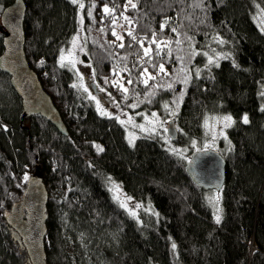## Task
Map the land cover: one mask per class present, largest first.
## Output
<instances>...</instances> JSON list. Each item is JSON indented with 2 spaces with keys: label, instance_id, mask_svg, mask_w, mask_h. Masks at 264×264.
Returning <instances> with one entry per match:
<instances>
[{
  "label": "trees",
  "instance_id": "1",
  "mask_svg": "<svg viewBox=\"0 0 264 264\" xmlns=\"http://www.w3.org/2000/svg\"><path fill=\"white\" fill-rule=\"evenodd\" d=\"M13 1L0 0V14ZM25 2L27 59L69 135L40 115L23 117L21 99L0 71V264H24L3 213L20 199L19 186L36 163L49 192L50 264H264V30L258 23L264 0H133L135 9L127 0H82L83 10L71 0ZM105 5L112 14L103 12ZM79 26L96 84L133 113L170 105L179 130L173 143L187 153L204 149L211 118L232 117L215 147L227 160L219 193L193 183L185 169L189 157L170 149L162 135L130 143L115 116L101 115L72 87L75 72L60 67L59 57ZM4 33L0 24V55ZM153 38L168 42L160 55ZM144 48H151L149 56ZM112 181L141 205L127 207L135 217L114 199ZM214 192L219 223L208 202Z\"/></svg>",
  "mask_w": 264,
  "mask_h": 264
},
{
  "label": "water",
  "instance_id": "2",
  "mask_svg": "<svg viewBox=\"0 0 264 264\" xmlns=\"http://www.w3.org/2000/svg\"><path fill=\"white\" fill-rule=\"evenodd\" d=\"M26 12L25 0H14L0 14V23L5 31L0 71L9 76L12 87L20 97L23 117L41 115L67 136L68 129L60 111L27 59ZM92 87L97 89L95 83H92ZM168 122L167 128L175 131L167 134L172 141H176L179 130L173 120ZM185 169L193 183L204 190L221 191L227 178V161L215 149L195 150ZM32 171L29 180L20 186V200L11 203L4 211L3 223L16 248L23 254L24 264H50L45 249L49 192L38 163Z\"/></svg>",
  "mask_w": 264,
  "mask_h": 264
},
{
  "label": "rangeland",
  "instance_id": "3",
  "mask_svg": "<svg viewBox=\"0 0 264 264\" xmlns=\"http://www.w3.org/2000/svg\"><path fill=\"white\" fill-rule=\"evenodd\" d=\"M82 0H80L81 2ZM258 23L259 25L263 28L264 30V12H260L258 14ZM73 38H77L76 39V43H77V47L75 49H73L72 46V41ZM72 38V41L70 43V45L68 46V48H66L65 50H63L64 55L67 57L68 56V52L69 51H73L74 52V57L77 60V63L75 64V68H71V66L67 63V61L65 62V65L68 66L73 72H75V76H76V84H79L80 78L79 77H83V85L85 88L88 89V92H85L83 90V88H81L86 95L89 97V93H91L92 96L95 97V99H91L94 106L97 108V101H99L100 107L103 108L106 112L109 113V115L112 116H119L120 117V121H124L125 123H121L125 129H126V136L128 138V140L130 141H134L139 137L142 136H147V135H153L150 134L147 131H141L139 127H136L135 125H144L145 129L151 128L152 125L148 123V121L153 120L152 117V113L155 112L157 114V117H159V122H163V121H169V120H173V115H169L170 111H174V109L168 105V108H165V105L158 110H154V111H146L143 113H133L129 110H123L121 109L118 101L110 94V92H108L107 90L103 89L101 86H98V90L101 91V89H103V94L105 98H100L98 96H96V94L93 92L91 85L89 83L90 81V77L92 76V67L87 59V43H86V38H85V34L81 28V26H79L78 31L76 32V34L74 35V37ZM83 49V50H81ZM77 73H79V76L77 75ZM91 82V81H90ZM147 117V120L145 119ZM224 117V116H222ZM222 117H213L210 119L208 125H209V129L211 132V136L208 140L205 141L204 144V148L205 145H210V147H208L209 149L215 148L218 146V138L222 135L221 133L225 132L226 128L224 127L223 121L220 120V118ZM119 121V122H120ZM164 127H166V124L164 125ZM156 130L157 132H159V135L163 136V139L168 142H166L168 144V146L170 147V149L172 150H179L177 151L179 153L180 156H185V157H189L190 153H187L188 150L185 149L184 147H182L181 145L176 146L171 139H169L168 135L166 132H164L163 128L159 127V123L156 124ZM213 136H215V140H213ZM206 149V148H205ZM113 182L112 181L110 183V188H112L113 186ZM116 185L119 186L120 188V193H121V198L123 199V197H127L126 194H124V190L122 188V186L120 184H118L117 182H114ZM113 195L115 194L114 191ZM217 194L214 192L211 196H216ZM127 207L129 208H135L134 206L136 205L135 202L130 199L127 202ZM255 248V247H254Z\"/></svg>",
  "mask_w": 264,
  "mask_h": 264
},
{
  "label": "snow or ice",
  "instance_id": "4",
  "mask_svg": "<svg viewBox=\"0 0 264 264\" xmlns=\"http://www.w3.org/2000/svg\"><path fill=\"white\" fill-rule=\"evenodd\" d=\"M71 3H73L74 5H75V4H78V6H79V8H80L81 10H83L84 7H85L84 3L80 2V0H71ZM127 3H128V5H130L133 9H135V8L137 7V4L134 3L133 0H127ZM91 7L94 8L95 5L93 4ZM113 11H114V10H113V9H110L107 5H105V6L103 7V12H104L105 14H112ZM88 15L91 16V10H89ZM121 15H122L123 19H124L125 21H127L129 24L132 23V21H131L127 16H123V13H121ZM115 22H116V20H115V17H114V18H113V23H115ZM82 23H83V17H81V24H82ZM166 23H167V21H165L164 24H161V30H163V28L165 27V24H166ZM172 31H173V32H176V29L173 28ZM112 34H113L114 36H116V39H117V40H121V41L123 40V37L117 35L115 31H113ZM128 35L132 36V32L129 31V32H128ZM153 35L155 36V34H153ZM76 39H77V38H73V41H72L73 49H75V48L78 46L77 43H76ZM133 39H136V37L133 36ZM137 42L140 43L141 47L143 48V41H137ZM151 43H154V44L157 45V52H156V54H157V55H160V45H161V44H165V45H166L168 42H167V41H160V42H157L156 39L153 38V39L151 40ZM220 43H223V41H220ZM177 44H179V41H177ZM119 47H124L123 43H121V44L119 45ZM81 50H83V49H81ZM150 52H151V48H144L143 55H144V56H149V55H150ZM195 54H196L195 52L192 53V55H195ZM169 55H171V50H169ZM177 58H178V59H182L181 57H177ZM59 59H60V67H65V62H66V61H67V63L71 66V68H75V64L77 63V60H76L75 57H74V52H73V51H69V52H68V56L66 57V56L64 55L63 50H61V54H60ZM41 63H43V61H41ZM208 63H209V64L214 63V61L212 60L211 57H209ZM217 66H218V64H217ZM164 71H165V69H164V65H163L162 63L159 64V72H164ZM143 74H144V75H147L148 79H155V77H153V76H151L150 74H148V70H147V68H144V69H143ZM165 74H166V73H165ZM77 75L79 76V73H77ZM197 76H199V71H197ZM79 78H80V81H81V82H80L79 84H73L72 87H73V88H78V87H79V88H83V90H84L85 92H88V89L85 88L84 85H83V82H82V81H83V77H79ZM187 79H188V77H185V80H184L185 83H187ZM114 83H115V82H114ZM128 83L131 84V83H132V80L130 79V80L128 81ZM143 83H145V85H147V79H145V80L143 81ZM117 86L120 87L121 90H122L123 92L127 93L128 89H127V88H124L123 85H117ZM168 87H171V84H169ZM101 91H103V89H101ZM149 94H151V93H149ZM261 95H264V92H262ZM89 98H91V99H95V97L92 96L91 93H89ZM181 98H182V97H181ZM173 103H176V101H174ZM135 106H136V105H131V107H135ZM165 108H166V109L168 108V105H167V104L165 105ZM97 109H98V111L100 112L101 115L109 116V113L106 112L103 108L100 107L99 101H97ZM261 111H264V107L261 108ZM169 115H173V116H174V115H175V112H174V111H170V112H169ZM152 117H153V120L148 121V123L152 125L151 128L145 129L144 125H135V126H136V127H139L141 131H147V132H149L150 134H155V135H159V132H157V130H156V124H157V123H159V127H160V128H163L164 132H166V133H168V132H172V131H175V129H170V128L164 127V125L167 124V123H169V122L166 121V120L163 121V122H159V117H157V114H156L155 112L152 113ZM115 118H116L118 121H120V117H119V116H117V117H115ZM145 119L147 120V117H146ZM242 119H243V123H245V124H247V123L249 122V119H248V116H247V115H244ZM220 120L223 121V124H224V127H225V128L229 127V126L231 125V123L233 122V121H232V117H231L230 115H229V116H224V117L220 118ZM120 123L123 124V123H125V122H124V121H120ZM205 123L207 124V121H205ZM221 134H223V133H221ZM225 139H227L226 136H225ZM213 140H215V136H213ZM165 142H168V141L166 140ZM130 143H132L131 140H130ZM192 147H196V142H195V141L192 142ZM208 147H210V145H205V148H208ZM101 150H102V149H101ZM173 151H174V152H177V151H179V150H173ZM23 179H24L25 181H28V180H29V177H28L27 175H25V176L23 177ZM108 180L110 181L111 178L109 177ZM109 191H114V193H115V194H114V199L117 200V202L120 204V207L125 208L127 211H129V214H130V215H132V216L135 217V215H136L135 211H134V210H129V209L127 208V203H126V202H127L128 200H130L131 197H126V196H125V197H123V199H122V198H121V193H120V188H119V186L116 185L114 182H113V186H112V188H110ZM208 202H209V204H211V205L213 206V208L215 209V212H214L215 219H216V222L219 223V222H220V219H221V217H220V215H219V212H220V209H219L220 197H219V195L208 197ZM134 207H135V208H139V207H141V205L136 204ZM172 248H173V249L176 248L175 243L172 244Z\"/></svg>",
  "mask_w": 264,
  "mask_h": 264
},
{
  "label": "bare ground",
  "instance_id": "5",
  "mask_svg": "<svg viewBox=\"0 0 264 264\" xmlns=\"http://www.w3.org/2000/svg\"><path fill=\"white\" fill-rule=\"evenodd\" d=\"M100 97L105 98V97H104V94H103L102 96H100ZM52 99H53V98H52ZM53 102H54V101H53ZM54 104H55V103H54ZM55 105H56V104H55ZM56 107H57V106H56ZM57 108H58V107H57ZM58 110H59V109H58ZM40 116H41V115H40ZM41 117H42V116H41ZM107 117H108V116H107ZM44 119H45V118H44ZM171 120H172V119H171ZM173 121H174V120H173ZM66 126H67V125H66ZM166 127H167V124H166ZM67 129H68V127H67ZM68 133H69V131H68ZM68 135H69V134H68ZM171 141H172V140H171ZM176 141H177V140H176ZM172 142H174V141H172ZM206 149H209V148H206ZM212 149H215V150H217L218 152H220L217 148H212ZM197 150H205V148H204V149H197ZM193 152H194V151H193ZM193 152H192V153H193ZM192 153H191V154H192ZM220 153H221V152H220ZM191 154H190V156H191ZM221 154H222V153H221ZM222 155H223V154H222ZM190 156H189L188 160L190 159ZM223 156H224V155H223ZM224 158H225V157H224ZM225 159H226V158H225ZM188 160H187V161H188ZM226 161H227V160H226ZM40 168H41V167H40ZM41 170H42V169H41ZM32 174H33V171H32ZM32 174H31V175H32ZM31 175H30V176H31ZM30 176H29V177H30ZM25 183H26V182H25ZM25 183H24V184H25ZM24 184H21V185H24ZM21 185H20V186H21ZM20 186H19V187H20ZM200 188H201V187H200ZM222 188H223V187H222ZM213 190H215V189H213ZM215 191H216V190H215ZM20 192H21V189H20ZM217 192L219 193L220 191H217ZM20 194H21V193H20ZM19 200H20V199H19ZM19 200H17V201H19ZM17 201H15V202H17ZM12 203H13V202H12ZM10 205H11V204H10ZM8 208H9V207H8ZM8 208H7V209H8ZM7 209H6V210H7ZM4 225H5V224H4ZM45 239H46V238H45ZM252 247H253V249H254V245H252ZM256 250H257V249H256ZM20 253H21V252H20ZM21 254H22V253H21ZM23 257H24V256H23Z\"/></svg>",
  "mask_w": 264,
  "mask_h": 264
},
{
  "label": "flooded vegetation",
  "instance_id": "6",
  "mask_svg": "<svg viewBox=\"0 0 264 264\" xmlns=\"http://www.w3.org/2000/svg\"><path fill=\"white\" fill-rule=\"evenodd\" d=\"M103 94H100V93H97L96 94V96H98V97H100V96H102ZM100 98H102V97H100Z\"/></svg>",
  "mask_w": 264,
  "mask_h": 264
}]
</instances>
